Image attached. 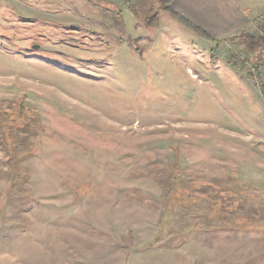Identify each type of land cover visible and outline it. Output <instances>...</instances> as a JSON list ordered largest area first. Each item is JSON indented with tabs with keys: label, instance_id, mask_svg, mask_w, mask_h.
Returning <instances> with one entry per match:
<instances>
[{
	"label": "rangeland",
	"instance_id": "1",
	"mask_svg": "<svg viewBox=\"0 0 264 264\" xmlns=\"http://www.w3.org/2000/svg\"><path fill=\"white\" fill-rule=\"evenodd\" d=\"M237 2L205 40L161 0H0V264H264V0Z\"/></svg>",
	"mask_w": 264,
	"mask_h": 264
},
{
	"label": "crops",
	"instance_id": "2",
	"mask_svg": "<svg viewBox=\"0 0 264 264\" xmlns=\"http://www.w3.org/2000/svg\"><path fill=\"white\" fill-rule=\"evenodd\" d=\"M172 8L208 34L231 33L243 24L237 0H174Z\"/></svg>",
	"mask_w": 264,
	"mask_h": 264
},
{
	"label": "trees",
	"instance_id": "3",
	"mask_svg": "<svg viewBox=\"0 0 264 264\" xmlns=\"http://www.w3.org/2000/svg\"><path fill=\"white\" fill-rule=\"evenodd\" d=\"M162 3H166L164 6V12L168 14L171 18H173L178 24L181 26L191 30L195 34H197L199 37L205 40H212L211 37L202 29L191 23L189 20H187L184 16L180 15L179 13H176L171 8V3L173 0H161Z\"/></svg>",
	"mask_w": 264,
	"mask_h": 264
}]
</instances>
